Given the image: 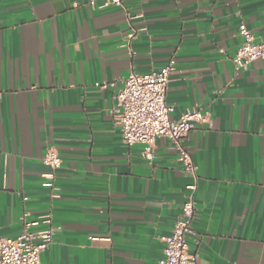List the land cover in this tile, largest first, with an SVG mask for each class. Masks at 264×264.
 Returning a JSON list of instances; mask_svg holds the SVG:
<instances>
[{
	"label": "crops",
	"instance_id": "obj_1",
	"mask_svg": "<svg viewBox=\"0 0 264 264\" xmlns=\"http://www.w3.org/2000/svg\"><path fill=\"white\" fill-rule=\"evenodd\" d=\"M102 4L0 0V235L49 213L42 264H160L196 182V264H264V60L234 62L240 23L264 40V0ZM172 58L171 118L207 117L182 141L196 175L167 137L151 157L126 144L114 116L124 79ZM50 147L57 198L42 185Z\"/></svg>",
	"mask_w": 264,
	"mask_h": 264
},
{
	"label": "built area",
	"instance_id": "obj_2",
	"mask_svg": "<svg viewBox=\"0 0 264 264\" xmlns=\"http://www.w3.org/2000/svg\"><path fill=\"white\" fill-rule=\"evenodd\" d=\"M98 1L89 0V3L95 7ZM108 6H123V0H103L102 7ZM239 34L242 43L234 58L236 68H245L256 59L264 60V40L256 42L253 32L244 22L239 25ZM134 35L135 32L129 37ZM175 66L176 60L172 58L165 66L144 74L132 71L116 92L114 116L126 144H145L146 156L151 157L156 139L167 137L175 145L183 168L196 175L197 166L190 152L183 147L182 141L207 117L201 110L195 109L187 110L178 120L171 118L173 107L167 103V91ZM96 85L107 86L100 83ZM44 163L52 171L43 174L45 181L42 185L51 189L52 197L57 198L60 193L56 184V171L62 164L59 151L50 147L44 156ZM197 188L196 182L187 186L189 196L183 205L181 218L176 221L171 234L160 238L165 243V256L160 264L197 263V254L191 251L190 245V237L194 233L192 223ZM24 200H28V196H24ZM27 216L28 213H25L22 217L23 231L20 235L15 238L0 235V264H42L41 254L52 244L55 233L52 215L41 214L33 220H27Z\"/></svg>",
	"mask_w": 264,
	"mask_h": 264
}]
</instances>
